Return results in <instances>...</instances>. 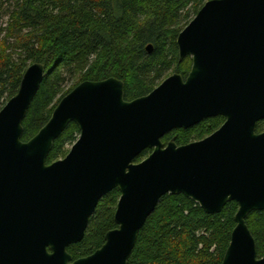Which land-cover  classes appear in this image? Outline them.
Segmentation results:
<instances>
[{
	"label": "water",
	"instance_id": "water-1",
	"mask_svg": "<svg viewBox=\"0 0 264 264\" xmlns=\"http://www.w3.org/2000/svg\"><path fill=\"white\" fill-rule=\"evenodd\" d=\"M176 43L180 60L192 58L186 77L174 72L132 100L116 77L84 80L25 141L23 122L47 74L42 62L28 66L0 110V264H128L166 194H184L210 214L236 201L221 264H264L247 224L251 212L264 210V131H257L264 120V0H208ZM215 116L224 123L201 140L163 141ZM71 123L80 136L48 163ZM115 188L117 227L95 252L75 259L69 246L84 238L100 200Z\"/></svg>",
	"mask_w": 264,
	"mask_h": 264
},
{
	"label": "trees",
	"instance_id": "trees-1",
	"mask_svg": "<svg viewBox=\"0 0 264 264\" xmlns=\"http://www.w3.org/2000/svg\"><path fill=\"white\" fill-rule=\"evenodd\" d=\"M207 1L0 0V16L8 15L0 28V110L34 62L44 63L47 74L23 122L25 141L47 123L60 98L84 80L116 77L125 83V98L132 100L150 93L170 71L186 77L193 62L190 56L180 60L177 36ZM70 80L75 82L66 89ZM224 121L211 117L173 130L163 141L201 140ZM257 131H264V120ZM79 136L78 125L71 123L56 139L48 163L65 157ZM151 152L145 150L136 162ZM120 195L115 188L102 197L84 238L68 248L75 259L95 252L117 227ZM238 208L230 201L220 213L210 214L184 194H166L140 230L128 264H221ZM247 224L262 257L264 210L251 212Z\"/></svg>",
	"mask_w": 264,
	"mask_h": 264
},
{
	"label": "rangeland",
	"instance_id": "rangeland-1",
	"mask_svg": "<svg viewBox=\"0 0 264 264\" xmlns=\"http://www.w3.org/2000/svg\"><path fill=\"white\" fill-rule=\"evenodd\" d=\"M7 20H8V15L5 13V14H2V16H0V28L1 27H5V24H6V22H7ZM3 34L4 33H0V39L3 37ZM171 74H173V71H170L169 73H168V75L167 76H165V77H163L159 82L161 83L164 79H166L168 76H170ZM75 81H73V80H70L66 85H65V87H66V89H68V88H70V86H72L73 85V83H74ZM159 83V84H160ZM70 147V146H69ZM72 147V146H71ZM70 147V148H71Z\"/></svg>",
	"mask_w": 264,
	"mask_h": 264
}]
</instances>
